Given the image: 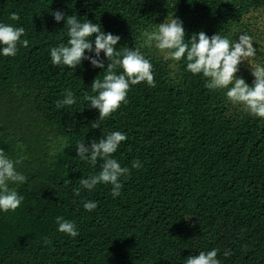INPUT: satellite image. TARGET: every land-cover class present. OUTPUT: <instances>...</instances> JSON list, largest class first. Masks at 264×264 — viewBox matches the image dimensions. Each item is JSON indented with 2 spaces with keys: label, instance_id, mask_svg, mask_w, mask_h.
<instances>
[{
  "label": "trees",
  "instance_id": "obj_1",
  "mask_svg": "<svg viewBox=\"0 0 264 264\" xmlns=\"http://www.w3.org/2000/svg\"><path fill=\"white\" fill-rule=\"evenodd\" d=\"M55 11L99 23L121 37L120 50L139 49L155 87L131 86L127 102L100 119L84 97L96 94L91 84L106 69L52 65L51 48L69 39ZM172 15L186 39L253 36L255 62H264V0H0V22L24 27L28 41L0 57V149L27 178L11 185L24 197L20 207L0 213V264H185L213 248L221 264H264V119L143 46L141 33ZM237 75L252 84L246 61ZM65 89L77 103L58 108ZM112 131L127 136L113 157L130 169L116 198L110 184L81 187L103 161L76 156L78 142L88 147ZM135 160L143 167L133 169ZM86 201L97 208L86 211ZM57 216L79 235L58 232Z\"/></svg>",
  "mask_w": 264,
  "mask_h": 264
},
{
  "label": "clouds",
  "instance_id": "obj_2",
  "mask_svg": "<svg viewBox=\"0 0 264 264\" xmlns=\"http://www.w3.org/2000/svg\"><path fill=\"white\" fill-rule=\"evenodd\" d=\"M52 17L56 23L64 21L69 37L67 44L51 48L49 55L52 65L76 69L82 61H87L94 69H106L103 78H97L98 75L91 84L92 91L96 94L84 97L90 104L89 108L98 112L100 119L110 116L127 102L126 97L131 86L144 82L155 87L152 62L139 49L117 48L120 36L103 31L99 23L78 19L75 14L66 17L63 11H55L52 12ZM12 19L19 20V17L14 15ZM24 35V27L0 22V57H15L18 45L27 47L28 41L21 39ZM141 36L143 46L155 47L167 60L183 62L186 72L206 79L207 88L226 89L225 95L229 101L243 105L251 116L264 119V62H255L257 49L253 47V36L242 33L238 39H232L219 32L209 36L204 31H199L186 39L183 21L178 17L173 18V15L167 16L160 24L153 23ZM104 60L108 61L107 66ZM245 61L254 78L251 85L237 75L239 66ZM117 68L122 71L117 73ZM76 103L75 94L65 89L63 99L57 101V107ZM126 139L123 132L112 131L99 140H90L88 147L85 146V140L77 143L76 156L81 160H87L93 166L98 160L103 161L97 174L80 179L83 189L91 191L98 184L106 183L112 186L113 198L120 196L123 187L120 179L127 176L130 169L122 167L113 154ZM20 163L19 159H12L0 149V213L14 212L24 200L16 188L11 187L23 184L27 179L17 168ZM131 167L139 169L143 165L135 160ZM75 194L79 196V189ZM83 208L92 212L97 208V202L86 201ZM55 222L58 232L71 238L79 235L76 225L63 216H57ZM230 254V251L224 253L225 256ZM217 256L218 249L213 248L207 252L202 251L195 257L189 256L185 264H221Z\"/></svg>",
  "mask_w": 264,
  "mask_h": 264
}]
</instances>
